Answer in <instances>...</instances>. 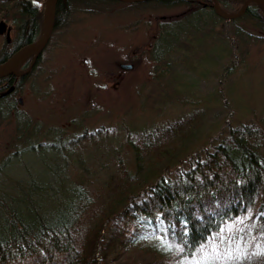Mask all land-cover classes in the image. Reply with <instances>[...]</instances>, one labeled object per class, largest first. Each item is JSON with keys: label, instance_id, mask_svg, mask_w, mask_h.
Masks as SVG:
<instances>
[{"label": "rangeland", "instance_id": "1", "mask_svg": "<svg viewBox=\"0 0 264 264\" xmlns=\"http://www.w3.org/2000/svg\"><path fill=\"white\" fill-rule=\"evenodd\" d=\"M86 2L66 4L67 23L53 32L29 76L16 83L15 107L0 122V190L8 192V202L19 211L36 209L50 221L65 219L72 200L74 207L83 201L77 203L76 190L83 191L81 220L101 202H109L113 212L119 209L117 161L144 185L152 184L162 171L173 177L190 155L217 144L226 125L254 122L264 131L262 25L248 18L230 24L208 13L204 22L198 20L197 30L178 31L179 42L169 47L168 35L159 39L164 23L168 18L175 24L185 7ZM1 35L0 46L6 40ZM31 58L23 59L20 71ZM231 62L234 66L222 77ZM193 111L196 123L185 139L160 151L137 152L131 132L148 134ZM101 127L106 137L78 150L60 153L42 146L57 142L60 134L68 139ZM26 183L40 189H24ZM0 198L5 197L0 193ZM3 217L0 210V221ZM6 218L14 223L10 214ZM138 231L143 236L151 232L147 222ZM134 246L130 251L137 254L129 263L166 253L143 238ZM126 261L123 257L119 264Z\"/></svg>", "mask_w": 264, "mask_h": 264}, {"label": "trees", "instance_id": "2", "mask_svg": "<svg viewBox=\"0 0 264 264\" xmlns=\"http://www.w3.org/2000/svg\"><path fill=\"white\" fill-rule=\"evenodd\" d=\"M40 1L43 0H0V21L13 35H9V42L3 36L5 43L0 46V59L8 60L40 36L44 22V7L36 6ZM69 1L72 0L57 3L53 32L67 23L70 12L63 3ZM217 2L225 13L236 14L245 0ZM124 5L185 7V13L175 24L166 18L164 25L167 27L159 39L168 35L169 47L179 42L178 31L186 34L189 27L197 30V22H204V14L218 17L212 0H157ZM247 18L264 27V13L258 5L251 3L238 19ZM222 20L230 24L237 22V19ZM40 60L41 55L38 63ZM29 61L31 63V59ZM233 66L232 62L227 65L221 76H227ZM24 79L19 78L18 83ZM7 95L9 93L1 102L5 119L15 107ZM196 115L197 111H193L148 134L131 132L130 136L136 139L134 144L139 143L135 144L137 152L160 151L185 139L196 123ZM225 127L226 132L218 138L217 144L190 155L184 164L175 168L173 177L167 175L166 170L162 171L152 184L144 185L146 182L133 177L123 163L117 161L119 190L115 202L121 207L115 212L109 202H101L88 210L87 218L81 220L83 191L76 190L73 195L78 196L77 203L83 201L74 207L76 202L72 200L71 211L65 219L50 221L36 209L27 214L19 211L8 202V192L0 190L5 197L0 198L4 216L0 221V264H119L123 257L127 259L125 264H264V155L261 152L264 131L254 122ZM104 130L103 127L85 130L68 139H62L60 134L57 142L42 146L60 153L78 150L85 143L106 137L107 130ZM24 189L40 188L26 183ZM6 213L12 216L14 223L8 221ZM2 222H5L3 227ZM144 222L151 230L146 236L138 231ZM142 238L151 244L156 242L158 253L164 249L166 253L144 255L143 261L129 263L128 258L137 254L130 251L129 246ZM139 248L145 250V246Z\"/></svg>", "mask_w": 264, "mask_h": 264}, {"label": "water", "instance_id": "3", "mask_svg": "<svg viewBox=\"0 0 264 264\" xmlns=\"http://www.w3.org/2000/svg\"><path fill=\"white\" fill-rule=\"evenodd\" d=\"M60 0H45L43 7H44V22H43V29L40 34V36L32 43L20 48L17 50L6 62L0 65V79L4 77L9 76H23L29 72V70L32 69L34 64L37 61L38 56L41 54L45 46L48 44L50 37L52 35V32L54 30V22H55V10L57 3ZM119 3L123 4H135V3H144L149 1H157V0H114ZM65 2V0H63ZM254 3L258 5L261 10L264 13V0H245L241 10L236 14H226L219 6L217 0H212V7L215 12V14L220 17L221 19L225 20H232L237 19L243 16L248 6ZM6 33V41H10L9 33L10 28L6 27L5 23L0 22V35L3 33ZM30 53H33V58L31 60L30 66L28 70L23 73L19 74L16 72L19 64L23 61V59L29 55ZM123 69L128 70L131 68L129 65H123L121 66Z\"/></svg>", "mask_w": 264, "mask_h": 264}, {"label": "flooded vegetation", "instance_id": "4", "mask_svg": "<svg viewBox=\"0 0 264 264\" xmlns=\"http://www.w3.org/2000/svg\"><path fill=\"white\" fill-rule=\"evenodd\" d=\"M66 4L67 3H63V6L66 7ZM5 34L6 33L4 32L2 35L5 36ZM30 54H32V58H33V53H30ZM4 60H5L4 58L0 59V65L7 61V60L6 61H4ZM37 60H38V58H37ZM37 62L38 61H36V63L32 67V69L29 70V72L27 74L23 75V76H9V77H4V78L0 79V122L2 121V118L4 116V107L2 106L3 103H1L4 100V98H3L4 95L9 93V95H7L6 97L9 98V99H12V96L18 90V87H17L16 83L19 81V78H25L26 79L29 76V74L31 73V71L34 69V67L37 65ZM29 66H30V64L26 67V70H24V71H20V68L18 66L16 72L19 73V74H23V73H25L28 70ZM120 66H123V65H120ZM22 68L24 69V67H22ZM20 103H21V101L19 99L18 100V104H20Z\"/></svg>", "mask_w": 264, "mask_h": 264}]
</instances>
